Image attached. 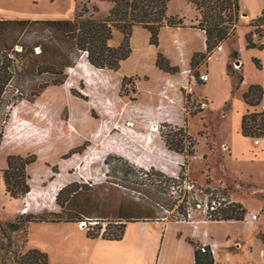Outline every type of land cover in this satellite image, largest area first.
<instances>
[{
  "label": "trees",
  "instance_id": "trees-1",
  "mask_svg": "<svg viewBox=\"0 0 264 264\" xmlns=\"http://www.w3.org/2000/svg\"><path fill=\"white\" fill-rule=\"evenodd\" d=\"M103 1L112 4L105 17L86 14L89 11L84 6L74 18H0V112L6 105L8 83L19 70L25 75L46 74L53 85H64L76 66V54L84 53L90 64L104 71L107 78L88 89L62 88V105L51 103L58 111L65 106L74 119L79 115L78 109L86 110L89 99L96 100L100 109L112 95H127L126 85H133L138 98L130 99L137 102L124 113L125 121L133 125L129 127L130 134L121 133L127 146L114 154L124 166L126 182L113 181L131 192L123 193L117 203L113 202L116 196L109 193L100 198L93 193V183L88 181V186L80 182L77 171L68 166V159L75 163L77 155H87L93 136L80 133L72 137L51 130L38 137L16 135L10 129L13 117H1L0 159L4 156L0 168L6 192L26 203V211L19 212L14 220L0 221L3 264L8 258L14 264H50L46 251L29 246L31 223L86 221L89 238L121 240L128 222L165 220L173 216L171 211L177 200L189 201L186 189L195 183L189 179L188 170L197 152V141L188 126V104L193 95L185 89L192 76L201 79L199 68L213 50L236 36L241 2L187 0L199 12L198 23L187 24L183 17L168 14L171 0ZM95 10H99L98 6ZM250 25L255 29L246 36L247 47L264 49V42L254 38L255 33L264 36V7ZM28 27L38 29L32 43L20 40V33ZM19 44L21 50L16 48ZM37 46L42 48L41 52H36ZM231 58H240L238 49L231 50ZM254 60L261 67L260 61ZM141 64L147 69H139ZM227 67L229 74L237 78L236 91L244 80L243 69L238 72L230 62ZM244 99L250 108L242 118V134L256 139L264 137V110L259 109L264 87L251 84ZM44 101L49 102L48 98ZM96 121L93 117V123L97 124ZM15 144L18 145L14 147ZM175 187L181 189L177 196L172 194ZM177 209V217L189 216V212ZM247 212L242 203L229 200L210 214L216 220H242ZM260 238L264 242V233ZM186 240L195 248L196 264H215L210 245L190 236Z\"/></svg>",
  "mask_w": 264,
  "mask_h": 264
},
{
  "label": "rangeland",
  "instance_id": "rangeland-1",
  "mask_svg": "<svg viewBox=\"0 0 264 264\" xmlns=\"http://www.w3.org/2000/svg\"><path fill=\"white\" fill-rule=\"evenodd\" d=\"M41 1L32 0L33 4L14 7L10 4H0V16H15L17 19H65L69 16L74 18L85 6L86 10L89 11L86 14L94 13L97 17H105L109 14L112 6L111 3L103 0H71L72 4H69L70 10L67 13L41 15L44 13L37 10L39 7H42ZM49 1L48 7H54L57 4V0ZM254 1L258 2L260 0ZM95 6H98L99 10L96 11ZM196 11L198 12L192 3H189L187 0H171L169 3L168 14H177L183 17L187 24L198 23L199 13H196ZM195 15L197 19L194 18ZM242 17L244 16L241 12L236 36L239 26L244 23L242 22ZM254 29L252 26V30ZM37 32L38 29L28 27L20 33V40L32 43L35 40ZM236 36L234 39L224 41L220 45L227 43V47L231 48V50L236 48L234 43L237 40ZM255 37L259 39L260 43L264 42V36L260 37L259 34L255 33ZM115 39L119 40V36L116 35ZM16 48L21 50L22 45L19 44ZM35 49L37 53L42 50L40 46H37ZM218 50L217 46L213 50V53ZM209 59L200 66V75L206 72ZM237 60L239 59L231 58L229 62L233 65L234 69L241 72L242 65ZM212 61L211 66L215 75L211 87L204 85L206 82L201 81L200 76L198 79L192 76L185 89L187 93L193 95L188 104L191 111L188 126L189 132L197 141V152L191 158L189 179L195 185L186 189L189 201L177 200V204L171 211L173 212V216L152 223L156 225L170 224L195 227H200L207 223V228L213 234L219 235L221 238L226 237V235H230L233 238V243L235 241L233 245L234 255L236 257L241 256L242 259L239 264H248L247 260L250 258L256 260V264H264V242L260 239V235L264 233V192L258 191L254 193L253 188L244 182L249 180L252 183L255 181L258 184L262 183L264 181V164L261 159H255L252 152L255 149L253 143L236 133L237 118L242 111V103L236 98L238 90L234 91V83L237 78L230 75L232 84L228 86L225 77L226 73L229 74L228 67H224L218 60L214 59ZM254 63L256 64L255 60ZM255 66L262 68V64L261 67L257 64ZM139 69L147 68L141 64ZM245 70L248 72V75L255 77L257 71L248 62ZM19 71L15 73L8 83L6 105L0 112V118L13 117V125L10 129L16 135L26 134L27 136L34 137H38L50 130L56 133H68V136L72 137H76L80 133H83L84 136H93L94 141L88 146L87 155L79 157L77 155L75 163H72L71 159L65 160L68 162V166L70 168L73 166V170L77 171L79 180H81L80 182L84 181V184L88 186H91L88 181L92 182L93 193L100 198L109 193L112 196H116L113 202L117 203L118 198L123 193L131 192L130 189L113 184V181L126 182L124 181V166L114 154L122 152L124 146H127L123 143L121 133H129V127L133 125V122L125 121L127 117L124 114L129 106L132 108L137 102L130 99L131 97L138 98V93L133 91V85H126L124 91L127 95L122 97H119L117 94L112 95L111 98L106 100V103L100 105V109L95 105L96 100L89 101V99L85 103V106H87L86 110L78 109L79 115L73 119L70 117V114H67L65 106H62L61 110L58 111L57 106L52 105L53 103H60L62 105L63 102L61 100H63V96L60 90L67 87L80 88L82 86H86V89H88L98 80L107 78L104 71L98 70L90 64L84 53L79 52L76 54V66L64 85H53L52 79L47 77L46 74L42 76L25 75L19 73ZM22 89H24L23 92L19 91ZM46 98L49 100L48 103L44 101ZM208 101L210 107L208 106ZM46 105L50 107L48 111L46 110ZM226 105L228 106L227 110L225 109ZM224 111L230 113L229 120L227 121L222 120V112ZM93 117L97 119V124L93 123ZM224 125L229 127L230 134L227 139L232 143L231 152L228 151L226 153L223 152V148L218 141L220 136L222 137V134L219 133ZM153 128L155 129L156 125ZM17 145L15 144L14 147ZM3 156L4 154L0 159L1 164L3 163ZM106 157H108L107 161H105ZM223 157L224 165L228 171L223 166ZM253 167L257 173L256 177L249 176L248 170L253 169ZM212 182L214 184L211 185ZM180 190L178 187H175L172 194L177 196ZM182 190L184 191L185 189L182 188ZM212 191L215 192L213 193L215 197L222 195V192L226 191V194L223 195H227V200H234L232 196L235 194V198L238 197L249 208V214L252 213L250 215L247 214V218L252 219L254 214L257 215L255 219L253 218V224L249 226L245 218L239 222H220L214 219V216L206 210L207 196H212ZM132 194L134 195L135 193L133 192ZM23 200L10 197L7 194L3 173L0 168V221L14 220L20 212L19 209L24 204ZM194 201L196 204L193 203ZM177 207L181 211L189 212V216L187 218L177 217ZM252 208L254 210H250ZM83 222L86 221L79 222L81 228L84 227L82 226ZM93 223L91 221V224ZM106 224L107 222L104 223V226ZM88 225L89 223L84 227L86 230H88ZM56 226L55 224L47 223L32 224L29 227V236L32 240L31 245L45 250L44 248L52 247L56 244L59 230ZM68 232L71 235H75L76 242L80 244H84L85 240H87L85 234L77 229H69ZM246 239L250 242L249 245L245 243ZM0 264L3 263L0 262ZM6 264L14 263L11 258H8ZM219 264H222V262L219 261Z\"/></svg>",
  "mask_w": 264,
  "mask_h": 264
},
{
  "label": "crops",
  "instance_id": "crops-1",
  "mask_svg": "<svg viewBox=\"0 0 264 264\" xmlns=\"http://www.w3.org/2000/svg\"><path fill=\"white\" fill-rule=\"evenodd\" d=\"M62 1L63 0H57V4L63 3ZM65 1L66 4H72L71 0ZM49 2V0H42L40 4L42 7L44 6V8H49ZM240 2L242 15L244 16L242 17V22L244 23L239 26L236 36L237 40L234 43L236 49L240 52V58L237 61L242 65L244 80L236 95V98H238L242 103V111L236 122V133L242 135L245 139L253 143L255 149L252 152L255 159H261L264 164V137L258 139L248 137L243 135L241 131L243 115L250 108L244 99V93L248 90L251 84H261L264 87V49L259 47L248 48V42L246 39L247 34L252 31V26H250L249 23L261 14L264 7V0H260L258 2H255L254 0H240ZM0 4H10L14 7L33 4V2L32 0H0ZM37 10H39V8ZM40 12L43 11L40 10ZM43 13L44 14L41 15H47L46 12ZM52 13L65 14L59 11L49 12L48 14ZM196 13L199 12L196 11ZM0 18H15V16H0ZM67 18L71 17L69 16ZM194 18L197 19V16L195 15ZM255 41L259 42V39L255 37ZM230 54L231 48L227 47V43L223 44L222 50H218L212 54L206 70V72L209 73V80L204 83V85L211 87L213 84L215 74L212 70L211 61L214 59L218 60L224 67H226L230 61ZM255 58L260 61L262 68L255 66ZM247 62L257 71L255 77L248 75V72H246L245 66L247 65ZM225 77L228 82V86H230L232 84L230 74L226 73ZM208 106L210 107L209 101ZM229 115L230 113L226 111L222 112V120H229ZM227 133L228 135H226ZM219 134H222V137L220 136L219 139L217 137V139L223 148V152H231L232 143L229 139H227L230 134L229 127L225 125L222 126ZM225 148L227 149L225 150ZM224 157L223 166L225 170H227V167L224 165ZM248 172L251 177H256L257 175L254 167L253 169L248 170ZM244 182L253 188L252 190L254 193L258 191L264 192V181L260 184H258L257 181L252 183L249 182V180H246ZM212 184L214 183L212 182L211 185ZM232 197L234 201L242 203L248 211L249 208H247L243 201L239 200L238 197L235 198V194H233ZM23 201L24 204L21 206V209H19L20 212L26 211V203L25 200ZM250 210L254 209L252 208ZM247 214H249V212ZM219 221L239 222L240 220ZM41 223L55 224L59 229L56 244L52 247L44 248L45 250L42 249L49 254L50 264H196L195 248L186 240L187 236L193 237L203 244L210 245L214 249L213 253L215 257V264H219V261H221L222 264H239L242 260L241 256L236 257L234 255L233 245L235 241L233 243V238L230 235H226V237L221 238L219 235L213 234L210 229L207 228V223L200 227H195L170 224L156 225L152 222L146 221L128 222L125 236L121 240H108L101 237L91 239L86 234L87 230L84 227L81 228L79 223ZM32 224L34 223H31V225ZM69 229H77L85 234L87 240H85L84 244L76 242L75 235H71L70 232H68ZM31 241L32 240L30 238L29 246L35 247L31 245ZM245 241L247 245L250 244L247 239ZM247 263L256 264V260L250 258L247 260Z\"/></svg>",
  "mask_w": 264,
  "mask_h": 264
},
{
  "label": "built area",
  "instance_id": "built-area-1",
  "mask_svg": "<svg viewBox=\"0 0 264 264\" xmlns=\"http://www.w3.org/2000/svg\"><path fill=\"white\" fill-rule=\"evenodd\" d=\"M223 48V45H219L218 46V49L219 50H222ZM201 79L204 81V82H207L209 80V73L208 72H204L201 74ZM260 109L261 110H264V99L260 105ZM193 185V184H192ZM192 185H189L188 187L191 188L193 187ZM212 196H213V193H212ZM212 196H207V212L210 213V212H214L216 210H218L219 208L223 207L224 205H226V203L229 202V200H227V197L226 196H221V195H218L216 197H212ZM190 214V213H189ZM257 217L256 214L253 215V218L255 219ZM249 219L247 217H245L246 221H247V224L249 226H251L254 222V219ZM204 245H207V244H204ZM212 248V247H211ZM214 249L212 248V251Z\"/></svg>",
  "mask_w": 264,
  "mask_h": 264
},
{
  "label": "bare ground",
  "instance_id": "bare-ground-1",
  "mask_svg": "<svg viewBox=\"0 0 264 264\" xmlns=\"http://www.w3.org/2000/svg\"><path fill=\"white\" fill-rule=\"evenodd\" d=\"M63 3L56 4L54 7L44 8L39 7V10H42L43 12H46L48 14L49 12H55L59 11L61 13H66L69 11V4H66V1H62Z\"/></svg>",
  "mask_w": 264,
  "mask_h": 264
},
{
  "label": "water",
  "instance_id": "water-1",
  "mask_svg": "<svg viewBox=\"0 0 264 264\" xmlns=\"http://www.w3.org/2000/svg\"><path fill=\"white\" fill-rule=\"evenodd\" d=\"M86 224H87L86 222H83V223H82V226H84V227H85V226H86Z\"/></svg>",
  "mask_w": 264,
  "mask_h": 264
}]
</instances>
